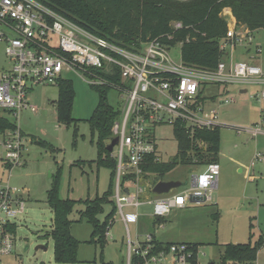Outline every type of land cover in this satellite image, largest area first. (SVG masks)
I'll use <instances>...</instances> for the list:
<instances>
[{"label":"rangeland","instance_id":"374dc122","mask_svg":"<svg viewBox=\"0 0 264 264\" xmlns=\"http://www.w3.org/2000/svg\"><path fill=\"white\" fill-rule=\"evenodd\" d=\"M222 15L227 29L230 28L235 22L230 11L225 10ZM250 35V41L247 39L234 48L232 59L264 69V29L250 32ZM225 52L230 57L228 48ZM170 56L174 62H179L180 47L176 45L171 49ZM7 67L0 43V72ZM62 78L71 81L74 90L72 117L76 120V135L73 134L74 125L66 128L56 121V84H39L33 86L28 95L30 103L38 111L24 110L16 121L24 140L22 159L9 169L1 160L3 153L0 152V185L18 189V195L25 201L24 214L13 222V250L10 255L0 258V264H57L52 255L50 231L53 216L46 203V193L58 169V194L62 199L92 200L108 190L110 170L94 165L96 135L91 134L86 122L99 102V94L75 74L63 75ZM259 89V86L240 89L206 85L201 94L204 107L218 110V187L213 189L209 203L172 210L162 219L163 228L151 217L152 206L141 205L138 224L129 226L131 237H134L136 229L141 238L152 234L156 241L164 244H198L202 253L199 264H219L224 245L245 244L249 240L253 243L264 233V162L256 160V156L264 157V104L258 100ZM241 90L246 92L240 93ZM125 97V92L118 88H111L107 93L109 105L119 110L124 107ZM225 97L234 102L223 105ZM0 116L8 117L2 111ZM151 136L156 145V155L162 163L178 155L172 126H157ZM116 151L117 146H114L112 154L116 155ZM202 171L200 167L181 164L158 179L180 182V187L170 191V194H177L189 188L192 175ZM156 181V177H148L142 186ZM112 193L114 195V189ZM113 195L97 216L101 222L115 207ZM161 196L164 195L151 194L150 198ZM83 208V205L76 204L68 216L70 233L79 242L76 264H126L127 237L118 217L115 215L113 218L112 239H106L101 248L98 243L89 242L92 228L85 219L80 220L79 212ZM254 264H264L263 248L258 251Z\"/></svg>","mask_w":264,"mask_h":264},{"label":"built area","instance_id":"2783aa9c","mask_svg":"<svg viewBox=\"0 0 264 264\" xmlns=\"http://www.w3.org/2000/svg\"><path fill=\"white\" fill-rule=\"evenodd\" d=\"M172 27L177 30L181 24L173 23ZM238 28L234 22L220 44L225 58L214 69H201L184 65L181 60L174 62L170 56L174 47L160 39L148 40L138 51H131L91 35L37 0H0V43L8 62L0 72V111L15 123L22 111H38L28 98L32 87L56 84L63 75L75 74L90 87L110 86L125 92L124 107L112 126L111 139H117V151L110 155L116 163L113 218H119L126 232V264H199L202 253L192 244L162 243V248L156 249L160 242L152 234L141 238L135 229L131 237L129 226L138 224L141 205L152 206L151 217L163 228L162 219L172 210L211 201L220 172L217 162L192 175L189 188L177 194L169 191L159 198H150L157 181L142 186L148 177H156L144 167L148 156L161 162L151 136L155 127L173 128L177 122L192 130L218 127V110H207L201 98L207 84L240 89L259 86L258 100L264 104V69L232 59L234 48L251 40L250 32ZM166 38L170 40L171 36ZM227 48L230 57L226 56ZM115 71L124 86H115L101 75ZM232 102L223 99V105ZM23 143L17 125L12 131L0 133L1 160L6 166L12 168L20 162ZM256 160L264 162V157L256 156ZM18 192L0 185V258L11 254L14 239L9 228L25 211V201ZM113 223L114 219L109 221L105 239H112Z\"/></svg>","mask_w":264,"mask_h":264},{"label":"trees","instance_id":"16d2710c","mask_svg":"<svg viewBox=\"0 0 264 264\" xmlns=\"http://www.w3.org/2000/svg\"><path fill=\"white\" fill-rule=\"evenodd\" d=\"M53 12L66 18L95 37L123 49L138 51L148 40L160 39L170 47L180 45V60L184 65L201 69H214L224 53L220 44L227 31V22L222 13L229 10L237 27L248 32L264 29V0H37ZM173 23H180L175 30ZM170 35L168 40L166 36ZM101 75L115 86H124L117 71ZM55 103L56 121L66 128L74 125L72 117L74 90L71 81L59 78ZM99 94V102L90 118L86 121L91 134L96 135V167L110 170L109 187L102 196L92 200H71L59 197L60 170L53 177L51 188L46 193V203L52 212L50 238L53 242V261L57 264H76L79 242L71 235V222L68 218L76 204L83 205L80 220L91 225L89 242H96L102 248L105 232L113 219L112 213L101 222L98 215L103 212V204L112 197L115 160L106 150L112 140V126L119 118L121 110L109 105L107 93L112 87H92ZM214 98H212L213 100ZM8 116V114L6 113ZM16 123L9 116H0V133L12 131ZM173 136L177 143L178 155L169 162H154L155 156L147 157L144 169L159 176L170 172L177 165L204 167L217 162L220 136L219 127L212 130L190 129L184 123L173 125ZM45 146V143H41ZM7 168H11L10 166ZM9 230L14 233L15 226ZM166 243L164 245H167ZM162 243L156 249L162 248ZM194 248L200 245L192 244ZM264 248V233L251 243L226 244L219 264H254L257 253Z\"/></svg>","mask_w":264,"mask_h":264},{"label":"water","instance_id":"95a60500","mask_svg":"<svg viewBox=\"0 0 264 264\" xmlns=\"http://www.w3.org/2000/svg\"><path fill=\"white\" fill-rule=\"evenodd\" d=\"M242 93H245V90L241 91ZM117 144V139L113 138L109 144L106 147V150L111 153L113 150V147ZM182 184L177 181H159L157 182L153 188H152V193L155 195H161V194H166L169 191L176 189L180 187ZM39 248V247H38Z\"/></svg>","mask_w":264,"mask_h":264},{"label":"crops","instance_id":"0c3cea01","mask_svg":"<svg viewBox=\"0 0 264 264\" xmlns=\"http://www.w3.org/2000/svg\"><path fill=\"white\" fill-rule=\"evenodd\" d=\"M241 91H242V90H241ZM241 91H240V93H242ZM217 163H218V162H217ZM201 169H203V167H201ZM217 187H218V180H217V183H216V186H215V188H217ZM118 220H119V218H118ZM119 222L121 223V221H120V220H119ZM113 224H114V223H113ZM121 224H122V223H121ZM122 225H123V224H122Z\"/></svg>","mask_w":264,"mask_h":264}]
</instances>
